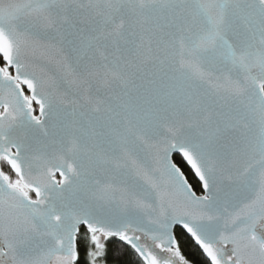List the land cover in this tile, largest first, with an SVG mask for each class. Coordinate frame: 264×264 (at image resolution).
Here are the masks:
<instances>
[{"label": "snow or ice", "instance_id": "1", "mask_svg": "<svg viewBox=\"0 0 264 264\" xmlns=\"http://www.w3.org/2000/svg\"><path fill=\"white\" fill-rule=\"evenodd\" d=\"M181 238L264 264V0H0V264Z\"/></svg>", "mask_w": 264, "mask_h": 264}, {"label": "trees", "instance_id": "2", "mask_svg": "<svg viewBox=\"0 0 264 264\" xmlns=\"http://www.w3.org/2000/svg\"><path fill=\"white\" fill-rule=\"evenodd\" d=\"M175 160L183 168V170L186 172V175L188 176L189 182L194 185L197 193L200 192L201 189L197 183V180L195 179L194 175L188 171L187 167L185 165H183V163L180 160V157L176 156ZM181 242H183L182 238H181ZM185 251H186L187 255L189 256V258L195 264H199V262L202 261L199 254L195 250L190 249L189 246L187 247V249ZM120 258L125 262V264H140L138 257L135 255L134 252H132L131 249H124V255L121 256Z\"/></svg>", "mask_w": 264, "mask_h": 264}, {"label": "flooded vegetation", "instance_id": "3", "mask_svg": "<svg viewBox=\"0 0 264 264\" xmlns=\"http://www.w3.org/2000/svg\"><path fill=\"white\" fill-rule=\"evenodd\" d=\"M198 194H200V192H198ZM182 241L183 242H181V244H182V249H183V251L185 252V254H186V256L189 258V256L187 255V253H186V249H187V247L188 246H186L185 244H184V238H182ZM190 249H193V250H195L193 247H190ZM196 251V250H195ZM197 252V251H196ZM198 253V252H197ZM199 254V253H198ZM199 256H200V258H201V260H203V257L199 254ZM190 259V258H189ZM190 261H192L191 259H190ZM193 262V261H192ZM193 264H195L194 262H193Z\"/></svg>", "mask_w": 264, "mask_h": 264}, {"label": "water", "instance_id": "4", "mask_svg": "<svg viewBox=\"0 0 264 264\" xmlns=\"http://www.w3.org/2000/svg\"><path fill=\"white\" fill-rule=\"evenodd\" d=\"M195 177V176H194ZM59 178V177H58ZM195 179L197 180V178L195 177ZM33 196H34V194H33ZM35 198V197H34Z\"/></svg>", "mask_w": 264, "mask_h": 264}]
</instances>
